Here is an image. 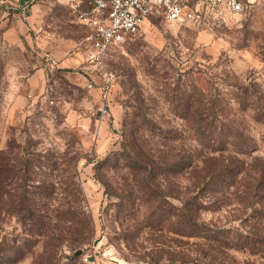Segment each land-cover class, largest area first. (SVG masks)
<instances>
[{"label": "rangeland", "instance_id": "1", "mask_svg": "<svg viewBox=\"0 0 264 264\" xmlns=\"http://www.w3.org/2000/svg\"><path fill=\"white\" fill-rule=\"evenodd\" d=\"M89 33L70 1L29 0L23 13L17 0H0V151L19 168L7 191L20 183L30 189L34 213L45 222L33 232L30 220L20 222L0 200V239L21 247L10 264H147L157 257L195 264L185 261L201 257V244L182 234L175 212L193 197L200 218L231 221L239 188L224 186L213 197L214 210L201 211V196L209 192L194 188L197 173L157 171L159 206L151 210L154 200L122 158L104 167L96 162L112 160L124 126L135 124L151 153H174L180 161L190 155L198 170L208 150L175 111L184 103L176 97L192 87L225 90L232 76L254 81L264 94V0L239 13L204 10L186 22L150 15L102 64L88 56ZM222 104L253 139L254 148L241 157L264 160V124L236 112L231 100ZM80 215L84 241L73 245ZM220 257L224 264H261L245 251Z\"/></svg>", "mask_w": 264, "mask_h": 264}, {"label": "trees", "instance_id": "2", "mask_svg": "<svg viewBox=\"0 0 264 264\" xmlns=\"http://www.w3.org/2000/svg\"><path fill=\"white\" fill-rule=\"evenodd\" d=\"M222 86L226 89L205 90L201 87L199 91L192 87L189 92L180 93L176 97L183 99L184 103L176 105L175 111L187 120L189 131L208 150L198 170L194 167L190 155H186L183 161H180L175 159L174 153L155 155L151 153L143 143L139 142L138 126L135 124L130 128L124 126L121 150L112 153L113 159L110 160L107 156L97 161L96 167L110 165V162L114 164L118 158H122L121 164L129 168L130 173L136 176V181L149 194L151 201L154 200L151 210L159 206L158 203L155 204L157 202L155 196L161 192L155 182L157 171L175 174L184 167L193 174L197 173L194 188L201 186V193L209 192L208 195L203 193V197L201 196V211L209 210L211 205L217 202L213 197H216V193L224 186H237L239 194L232 223L231 221L217 223L213 219L200 218L197 207L194 206L197 201L193 197L191 201L183 202L179 212H175L174 215L178 218L174 223L180 225L182 234L187 238L196 239L201 244V257L187 259L185 262L224 264L222 263L224 258L220 257L222 253L234 250L257 255L261 264H264V160L251 157L252 160L248 163L241 157L243 154H249L254 148L253 139L243 127H239L226 117L225 107L222 104L231 100L235 103L236 112H248L255 122L264 124V94L254 81L238 79L235 76L231 77V81L226 80ZM21 163L26 168L29 165L27 159H21ZM17 172L19 173V168L16 169L9 156L0 151V200L6 207L16 210L20 222L30 220L31 231L37 232L38 228L45 227V222L42 216L34 213L37 202L32 199V191L25 189L21 183L17 184L14 193L10 194L7 191V181ZM16 177L18 179V176ZM43 187L48 189L47 186ZM74 221L76 231L72 238L73 245L84 241L79 224L85 222V217L80 215ZM20 248L18 243L13 242L11 247L1 238L0 264L13 263V255L18 253ZM160 261L161 257L151 258L147 264H173L171 259L167 262Z\"/></svg>", "mask_w": 264, "mask_h": 264}, {"label": "built area", "instance_id": "3", "mask_svg": "<svg viewBox=\"0 0 264 264\" xmlns=\"http://www.w3.org/2000/svg\"><path fill=\"white\" fill-rule=\"evenodd\" d=\"M254 0H86L88 9L75 5L77 18L91 28L86 36L90 44L89 58L102 64L108 50L133 39L150 15L166 20L186 22L195 20L202 11L212 14L239 13ZM91 87V84H87ZM108 88L107 82L102 85Z\"/></svg>", "mask_w": 264, "mask_h": 264}, {"label": "crops", "instance_id": "4", "mask_svg": "<svg viewBox=\"0 0 264 264\" xmlns=\"http://www.w3.org/2000/svg\"><path fill=\"white\" fill-rule=\"evenodd\" d=\"M10 1V0H8ZM18 3H19V6L21 8V10H23V13H24V10H25V7H26V3L29 1V0H17ZM66 1H70V4H71V7L74 9V11L76 12V17H77V10L75 9V5H79V8L81 10H84V9H88V4L86 3V0H66ZM24 16V15H23ZM78 19V18H77ZM79 21V20H78ZM81 24H83L81 22ZM84 26H86L90 31H91V28L85 24H83ZM9 32V31H8ZM7 32V33H8ZM12 33V32H11ZM13 34V33H12Z\"/></svg>", "mask_w": 264, "mask_h": 264}, {"label": "water", "instance_id": "5", "mask_svg": "<svg viewBox=\"0 0 264 264\" xmlns=\"http://www.w3.org/2000/svg\"><path fill=\"white\" fill-rule=\"evenodd\" d=\"M78 253H80V250L75 251V254H78Z\"/></svg>", "mask_w": 264, "mask_h": 264}]
</instances>
